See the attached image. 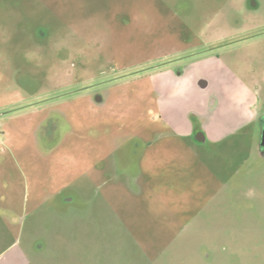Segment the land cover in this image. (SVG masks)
<instances>
[{"label": "rangeland", "instance_id": "1", "mask_svg": "<svg viewBox=\"0 0 264 264\" xmlns=\"http://www.w3.org/2000/svg\"><path fill=\"white\" fill-rule=\"evenodd\" d=\"M183 75L210 82L185 139ZM255 111L264 0H0V203L27 196L31 264H264Z\"/></svg>", "mask_w": 264, "mask_h": 264}, {"label": "crops", "instance_id": "2", "mask_svg": "<svg viewBox=\"0 0 264 264\" xmlns=\"http://www.w3.org/2000/svg\"><path fill=\"white\" fill-rule=\"evenodd\" d=\"M164 83L168 87L165 104H167L166 110L170 115L163 121L169 130L165 135H172L175 138L184 137L185 139V134L189 137L195 132V129L187 126L184 112H182L183 108L186 105L189 107L193 98L199 96L200 90L207 88L210 82L207 79H193V77L183 75L168 78ZM200 136L202 141H207L204 133ZM152 144L154 141H149V145ZM24 201L23 207L20 208V215H16L13 208H11L12 211H9L7 205L2 207L0 203V264H31L27 244H22L26 228V219L22 215L29 208L27 196Z\"/></svg>", "mask_w": 264, "mask_h": 264}, {"label": "flooded vegetation", "instance_id": "3", "mask_svg": "<svg viewBox=\"0 0 264 264\" xmlns=\"http://www.w3.org/2000/svg\"><path fill=\"white\" fill-rule=\"evenodd\" d=\"M100 100L102 99L100 98ZM254 114H255L254 118L257 119L258 123L260 124L259 135H258L260 141L259 149L262 151V153H264V116L262 117L259 111H255Z\"/></svg>", "mask_w": 264, "mask_h": 264}]
</instances>
